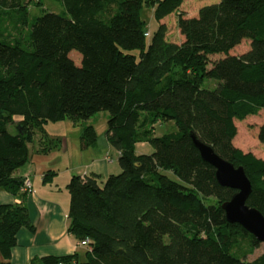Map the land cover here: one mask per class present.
Returning <instances> with one entry per match:
<instances>
[{
    "label": "trees",
    "instance_id": "trees-1",
    "mask_svg": "<svg viewBox=\"0 0 264 264\" xmlns=\"http://www.w3.org/2000/svg\"><path fill=\"white\" fill-rule=\"evenodd\" d=\"M58 1L64 13L46 12L28 25L30 0H0V190L26 195L14 174L28 162L36 133L45 137L46 123L99 112L108 113L105 136L120 173L101 182L73 175L66 186L67 233L88 240L84 259L47 256L31 264H264V255L244 260L259 242L226 221L221 205L235 191L218 185L190 137L243 168L251 184L246 204L264 216V160L232 143L235 122L264 109V0H218L195 17L178 14V44L167 41L164 24L145 37L141 12L152 9L159 22L183 0ZM244 40L248 50L230 54ZM205 80L214 88H204ZM167 122L176 131L155 137L154 127ZM79 139L81 149L94 146V128L85 126ZM257 140L264 145V120ZM138 142L153 151L137 154ZM22 228L33 230L25 205H0V264H10ZM244 240L247 250L239 247Z\"/></svg>",
    "mask_w": 264,
    "mask_h": 264
},
{
    "label": "rangeland",
    "instance_id": "rangeland-1",
    "mask_svg": "<svg viewBox=\"0 0 264 264\" xmlns=\"http://www.w3.org/2000/svg\"><path fill=\"white\" fill-rule=\"evenodd\" d=\"M24 1V0H23ZM28 1V0H25ZM39 1V5H37ZM218 0H183L181 7L178 12L173 13L159 22H156L152 16V9L144 8L141 12V19L145 21L147 25V32L152 34L159 24H164L166 27V39L168 42L173 43H181L183 41V37L180 35L179 30L177 28V17L178 14L185 19H189L195 17L198 10L209 4L217 3ZM28 16L27 22L28 25L32 22L33 18L39 17L44 13H55L62 14L64 13V9L58 0H30L29 4L26 5ZM113 12V8H110L103 17H107L111 15ZM25 32V29L22 30V33ZM10 34L13 33V25L10 23ZM249 42L244 40L236 46L230 54L240 55L248 50ZM69 58L73 60L75 65L80 64V56L72 51L69 54ZM222 58V56H212L210 57L211 61H216ZM215 86V81L213 80H205L203 83V87L207 89H213ZM108 119V113L99 112L90 117L87 121H81L77 123H73L69 120L61 121V122H48L44 125L45 137H41L38 133H36L34 137V141L32 144L28 145V156L29 158L32 154L40 155L42 159H46L43 163L47 161H52V164L61 168L63 170L65 166H69L70 163L73 164H85L91 160L96 159L98 161H102V165L106 163L103 162V157L106 155L112 159V164L108 165V169L114 170L112 174H119L120 168L117 159L116 150L111 147L105 136L106 130V122ZM264 120V109L261 110L256 116L247 117L244 121L235 122L236 126V136L233 139L232 143L235 147L239 148L243 152H251L255 157L264 160V145L260 144L257 140V131L258 127ZM92 126L94 131L99 139L100 145L95 149H87L84 152H80V139L79 135L81 134L82 129L85 126ZM176 131V127L172 122H167L163 124H157L154 127V136L161 137L164 134H169ZM40 143L42 148L46 147L47 151L45 154L39 153L38 149L40 148ZM107 149H110V154L107 152ZM103 150V151H102ZM102 151V157H94V153H99ZM135 151L137 154H150L153 149L150 144L145 142H138L135 145ZM107 153V154H106ZM106 154V155H105ZM84 159V161L82 160ZM46 164V163H45ZM69 164V165H67ZM81 165V166H82ZM107 165V164H106ZM32 167L31 170L36 167L35 163L27 162L22 169L26 167ZM105 167V166H104ZM21 169V170H22ZM85 169H80V172H83ZM171 179H175L170 173H167ZM213 198H208L205 200L206 205L212 204ZM240 249L247 250L248 241L244 240L240 243ZM234 254V250H232ZM264 255V244L259 243L255 248L252 254H248L244 260L246 262H252L258 257Z\"/></svg>",
    "mask_w": 264,
    "mask_h": 264
},
{
    "label": "crops",
    "instance_id": "crops-1",
    "mask_svg": "<svg viewBox=\"0 0 264 264\" xmlns=\"http://www.w3.org/2000/svg\"><path fill=\"white\" fill-rule=\"evenodd\" d=\"M100 142L97 138L96 144L87 149L95 151ZM87 149L80 148V152ZM106 150L110 154V149L106 147ZM102 151L94 153V157H102ZM116 153L118 159V152L116 151ZM30 160L36 165L33 170H31V166L24 169L20 168L14 175L20 178H28L31 184V192L23 198H18L0 190V205L20 203L25 205L33 229L22 228L18 231L17 244L10 254V264H31L33 260L47 256L68 257L77 255V260L82 261L86 248L77 247V242L67 233L69 194L66 186L73 175H94L98 177V181H104L116 170H110L107 167L112 164V159L108 155L103 157V162L107 165H102V161L94 158L83 165L82 162V166L70 163L63 170L52 164V161L43 163L46 159H42L40 155L32 154L30 158L28 156V162ZM82 160L84 161L83 158ZM80 169L85 170L80 172ZM47 172H54L55 175L52 178H47L44 182L43 177Z\"/></svg>",
    "mask_w": 264,
    "mask_h": 264
},
{
    "label": "water",
    "instance_id": "water-1",
    "mask_svg": "<svg viewBox=\"0 0 264 264\" xmlns=\"http://www.w3.org/2000/svg\"><path fill=\"white\" fill-rule=\"evenodd\" d=\"M192 144L200 158L215 170V179L219 186L235 191L229 201L221 205L225 219L230 224L242 227L253 238L264 244V216L246 201L251 193V184L242 167H234L220 158L213 149L190 134Z\"/></svg>",
    "mask_w": 264,
    "mask_h": 264
},
{
    "label": "built area",
    "instance_id": "built-area-1",
    "mask_svg": "<svg viewBox=\"0 0 264 264\" xmlns=\"http://www.w3.org/2000/svg\"><path fill=\"white\" fill-rule=\"evenodd\" d=\"M144 35H145V37H148V32L145 33ZM20 191L23 193H26V194L31 192V184H30V181L28 180V178H23V183H22V186L20 188ZM87 245H88L87 239H84V240L77 243V247H87ZM58 264H75V262L73 260H70L68 262H60Z\"/></svg>",
    "mask_w": 264,
    "mask_h": 264
}]
</instances>
